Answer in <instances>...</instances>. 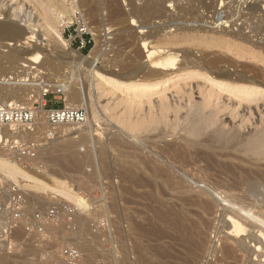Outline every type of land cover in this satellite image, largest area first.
Wrapping results in <instances>:
<instances>
[{
	"label": "rangeland",
	"instance_id": "374dc122",
	"mask_svg": "<svg viewBox=\"0 0 264 264\" xmlns=\"http://www.w3.org/2000/svg\"><path fill=\"white\" fill-rule=\"evenodd\" d=\"M76 1L77 0H58V3H62L63 6L66 7H64L66 9L65 11L63 10V12H60L59 9V11L56 10L57 7L55 8L54 4L45 3L44 0H3V3L2 0H0V8H10L8 10L11 21L16 24L18 23L19 26L25 28L28 26L27 24L33 26L30 28V30L34 29L33 31L37 36L36 40L29 41L22 46H19L20 44H18L15 47L16 49L24 52V54L22 52L20 59L9 60L6 58L1 59L0 57V64H5L4 68H0V70L2 69L1 71L3 73L7 72L9 75L15 76L13 75L15 70H13V68L18 67L19 70H22V72L18 74H21V77L25 79L24 82L27 83L26 85H14L9 83V85L7 84L6 89L9 90V87H11L12 92H14L16 95L27 94V97L30 96L29 98L31 102L29 101V106L25 107L32 108L36 111V108L41 105L42 110L39 118L35 121L36 129L34 132L29 133L28 136L22 139V147L13 148L9 146V148H0V155L5 157L15 166L22 169L28 175L37 178L40 177V179L46 180L51 185H54V182L52 179H49L50 176L53 175L65 178L75 190L76 194H79L84 198L89 195H91V198L92 196L94 198L99 197V189L101 191L100 185L102 183H107V188L105 189L103 196L106 204L101 205L99 202L100 212L107 220V231L104 233V236H92V240L89 244L93 245V248L82 251L83 260L81 264H111L109 262L112 261V259H114V262L117 258L119 260L121 259L120 262L124 260V264H150V252L153 248L152 245L155 244V232L153 231L160 230L165 232L162 230H165V222L160 220L158 218L159 216L155 215L157 210H161L159 208L165 210L169 203H172L173 205L175 204L174 208L177 215H189L194 209L196 210L195 206L187 205L188 203L184 204V201L180 200L182 194H178L177 190H168L164 180V169L157 168L156 172L154 170L153 166L157 163V161H159V159L161 160L160 157L165 158V149L163 148L165 141L170 142L175 140L176 142L181 143L183 142L182 139L184 137L182 134H178L180 136L179 138L164 135L165 131H168V129H165L164 127L165 114L164 116H162L163 114H159L158 111H160V107L158 108V105L156 106V104L157 101H159V97L165 96L164 98L162 97V99L165 100V102H167L171 107H173L172 109H174V106L175 108H179L181 106L178 111L182 112L183 114L179 112L178 113L182 116L185 114V108L182 109V107H184V104H187L186 100L200 102L202 97L207 98L208 81H206V79L200 75L188 76L189 74H182L184 71L175 70L168 77H166L167 80L164 84L153 91L154 93H151L148 96L139 94L137 96H139L141 99L134 97H130V99L125 95L124 92H121L119 89L115 90L116 87L109 84L107 80L111 74L110 72H120L119 74H122L123 72L130 70V68L135 64H144L145 58L137 56L138 51L136 52V50L140 49V43L137 42V39H135L136 33L139 34L147 31L148 29L158 28L156 30L161 32L158 33L159 35L156 37V40L165 43V45H167L171 51L175 52L178 57L181 56V59L183 57L182 54L184 51L190 60L205 58L206 55L209 57L213 55H220L222 57H229L236 61L243 60L245 63H247V65L251 66H249L250 69L254 70L255 72L258 71L264 76V0H255L257 1L256 3H254V0H175L177 4H175L174 0L172 2H165V16H163V19H152L155 22L151 20L152 22L149 23V27L144 28H137L135 27L137 25H132L133 19H131L128 21L129 25L126 26L123 36H121V33L119 32L121 29H117L120 28L119 25L112 22H104L106 19L105 10H102L99 13L98 18V14H90L86 7H81V9L79 6L77 7ZM118 1L122 4L118 3ZM118 1L117 5L120 4L122 7L124 5L126 6V2H123V0L122 2L121 0ZM135 2L136 4L139 3L138 0H134V3ZM248 2L253 5H258V2H261V4L259 3L261 6L258 5L256 8L251 10L246 8L248 5H250ZM183 4L184 6L187 4L185 8L183 7L184 9L181 8ZM178 6H180V9ZM124 7L122 10H127L128 6L125 7L126 9ZM12 10L13 12L16 11L17 13L15 12V14H12ZM177 10H180V13ZM174 17H176V20H174ZM231 17H234L233 20H231ZM100 18L103 20V25L98 27L99 24H96L95 22L100 20ZM225 19L230 22V24L227 23V27L215 28V23H220V21ZM29 20L30 22H28ZM93 20L96 21L94 22ZM170 20L171 22L173 20L175 22L173 21L172 24ZM234 22L237 23L234 24ZM45 23L46 25L48 24L47 27ZM105 23L106 25H104ZM127 24L128 23H126V25ZM239 25H243V28H240ZM257 25L260 27L256 28L255 26ZM252 28H254L255 31L252 30ZM95 30H100V34L102 33L101 36H103L102 39L104 40V43H100V46L97 49L98 51L95 52L94 56H91L89 53H91L94 46L97 45V42L92 35L93 32H96ZM243 32H245V34ZM239 33H241L240 35H242V37H240ZM129 36H132V38L134 37V40ZM121 38L124 40L123 42L122 40H119ZM117 40L118 42H116ZM126 40L129 43H127ZM212 40L219 42L221 47L209 46L208 42ZM136 43H138V45ZM226 44H230V48L226 47ZM34 47L38 48V51L40 52L41 57L39 60H44L46 62L48 61L49 64L47 62L41 67L38 65L39 60L32 62L24 60L28 54H33V52H35L33 51ZM237 48H244V57L240 58L242 53H240ZM69 50L75 51L79 56H81L83 61L81 60V62L78 64L73 62L72 56L68 53ZM0 52H3L1 51V48ZM84 58L86 60H84ZM135 59L141 63H138L135 61ZM178 59V63H181L180 58ZM11 61L14 63H10L11 65L7 64ZM91 63L93 64V67L91 66ZM22 64H25V66ZM7 66H9L10 72L7 71ZM4 69L6 71H4ZM92 70H96L98 73L94 77V72ZM64 83L72 85V90L75 88V90L79 91L85 90V92L89 95V105L91 104L97 113L96 118L93 119V115L91 114L89 119L87 113L85 112L86 120L88 121V124L90 123L89 126L91 125L90 131L92 134L90 137L91 139L88 136L87 137L89 139L85 137V139H88L85 140V142H82V139H84L83 134L89 130L87 129L85 123V126L82 125L80 127H75L74 129H72L74 126H65L63 128L60 127L59 129H55L53 132H49V127L45 122L44 110L48 109V104L56 105L54 108H59L62 106L81 107L74 106L77 103L75 104L72 102L70 98V95H72L71 91L68 92L69 95H67L68 93L65 95V93L62 91L61 85ZM45 84H49L53 86V88L48 92L38 93L40 86ZM3 85L6 87V84ZM44 88H47V86ZM6 89L1 93L4 94ZM200 91L203 92L200 93ZM147 97H149V100H152L153 106L151 109L153 113L156 112V114L154 113V117H159L157 120H153L146 130L138 134L135 132L138 138H135L137 141L134 142V144L137 145L136 147L133 145V147L127 149V147L124 146V142L122 141L121 137L125 135L124 138L128 140L129 138H126V136L132 138L135 134H130L123 131V128L116 122V120L118 117L122 118L124 116V113L128 107L131 111L132 119H139V117H142L140 114H145L147 112L146 109L150 107L148 103H145L147 102ZM38 99L39 101H37ZM140 100L141 102H144L141 105L138 104ZM235 100L236 98L232 100L228 97H222L221 99L222 103H227V106L225 108H221L222 110L219 112V115L223 119L222 121H226V129H228V127L231 128L232 126V128L238 129L240 132L247 133L248 131L251 132L254 131V129L260 128V126L264 124V96H261V98L258 97L256 103L252 102L247 104V106L243 104L238 105L235 103ZM170 111L167 113V118L170 115L168 118L169 121L172 120V118L174 119V115L172 114L174 111ZM227 112L229 113L227 114ZM111 116L114 118L116 117V120L112 119ZM159 118H161V121ZM260 122L263 123L260 125ZM50 133H52V135H50ZM114 136H117L115 137V141H119L115 142L114 146L112 144L111 146H108L109 141H112ZM93 141L97 143V147L100 146L102 149L99 148L97 150V157H95L94 161H84L82 157L85 149H87L89 145L92 146ZM31 144L36 146L34 147V150L36 151V157L22 155V151H26V154L27 151L32 152L31 149L33 146L28 147V149H25L26 147H24V145L27 146ZM50 149L53 150L54 156H57H55L56 164L62 163V165H65V161L62 160L66 159L67 161V158L73 151H77L80 154L83 163L81 161L79 163L81 165L77 164V166L73 168H66V166H64V171L66 172L63 171L60 174L59 171H57V166L52 165L50 159L46 158L47 156L45 152L49 151ZM140 162L143 165H146L142 167L144 169L143 171L138 170V167L141 165ZM28 164L31 165L30 168L27 167ZM158 164L160 165V163ZM39 165L42 166V168H38ZM39 170H42L43 172L41 173ZM157 170L161 172L159 173ZM139 172L142 177L144 176L146 182H148L146 185L144 184L145 186L141 184L138 186V184L135 183L137 182L136 176L139 177L140 175ZM6 179L9 180V182H18V185L22 191L31 201H37L39 196L48 200L54 195V192L51 190L41 191L29 187L28 185L30 183L25 178L18 177L17 181H12L8 178ZM166 191L172 193L174 192L173 195L175 196L172 197V193H170L171 195L168 197V195H166L168 192L166 193ZM176 196L177 198H175ZM58 197L60 200L75 203V201L71 198L65 197L61 194H58ZM176 203L178 205H176ZM45 204H48V202ZM191 210L192 212H190ZM135 224H137L140 228L139 231L145 232V234L141 233V235H139V231L137 232L135 229ZM219 225L220 223H218L216 227L210 229L209 232V238L216 245H220L225 234L231 231L230 229L227 230L226 228L220 227ZM150 229L151 231H149ZM216 229L217 231H215ZM218 229L221 234L218 232ZM128 232L129 237H126L125 235ZM71 234L72 233H68L66 231L63 232V235L67 236L68 238L74 236ZM86 236L89 237L90 235ZM240 237H242V235H240ZM248 240L249 239L247 238L246 241ZM137 243L142 245V260H139V263L136 259V249H134L135 245L137 247ZM160 244L162 246L167 245L166 237H164V239L162 238ZM253 244L254 242L249 244L252 249L251 252L253 251L252 253L249 251L251 253H249V255L252 257L248 255L250 258L248 257L246 260L244 259V261H242V259L238 264H243L242 262H244V264H264V261L260 260L264 259V250L262 248L260 250L256 249L257 247H253ZM79 245L81 247L80 243ZM256 245L259 247V244ZM173 247L177 248L175 242L173 243ZM254 248L256 252L253 250ZM0 252L4 253L5 251ZM5 254L10 256L12 259V261L9 259L10 264H55L57 262L54 256L47 257L44 253H42V251H39L37 247L35 248L31 244L28 246L25 245L24 241H20V244L14 251L9 253L5 252ZM126 258L129 259L127 260ZM56 264L62 263L58 262Z\"/></svg>",
	"mask_w": 264,
	"mask_h": 264
},
{
	"label": "bare ground",
	"instance_id": "6f19581e",
	"mask_svg": "<svg viewBox=\"0 0 264 264\" xmlns=\"http://www.w3.org/2000/svg\"><path fill=\"white\" fill-rule=\"evenodd\" d=\"M44 1L45 3L48 4L49 3L54 4L55 8L57 7L56 10L59 9L60 12L66 10L65 9L66 7L63 6L62 3H58V0H44ZM117 1L118 0H77L76 6L77 7L79 6L80 9L81 7L82 8L86 7L87 10L90 12V14L93 15L98 14V18H99V13L102 10L103 11L105 10L106 19L104 20V22L107 23L112 22L119 25L120 28L117 29H121L119 32L121 33V36H123L126 30V26L129 25L128 21L131 19H133L132 25H137L135 26L137 28L149 27L148 25L150 22L153 21L152 19H156V20L161 18L163 19V16H165L164 3L172 2L173 0H138L139 1L138 4H136L137 1L134 3V0H123V2H126L125 3L126 6L125 5L124 6L125 7L128 6L127 10L124 11L122 10L124 6L123 7L122 5L120 6V4L122 3L118 1V3L120 4L117 5ZM176 1L175 4H177ZM256 2L257 1H255L254 3ZM261 2H258V5L259 3L261 4ZM248 3L250 4V2ZM258 5L250 4L246 8L252 10L253 8H256V6ZM185 6L183 4L181 8L183 7L185 8ZM179 7L180 6H178V8ZM8 9L10 8L9 7L7 9L0 8V48L1 51H3L2 53L0 52V57L1 59L6 58L9 60L20 59L23 51L16 49L15 47L18 44H20L19 46H22L28 43L29 41L36 40L37 36L33 31L34 29L30 30V28H32L33 26L27 24L28 26L26 25L27 27L25 28L19 26L18 23L16 24L13 21H11L9 18ZM177 11L180 13V10ZM15 12H13L12 10V14L13 13L15 14ZM175 18L176 17H174V20H176ZM233 18L231 20H233ZM93 21L95 22L96 20ZM28 22H30V20ZM95 23L96 24L98 23L99 24L98 27H100L101 25H103V20L100 18V20H98ZM126 23L128 24L126 25ZM227 23L230 24V22H228V20L225 19L220 21V23H215L214 26L215 28L227 27ZM236 23L234 22V24ZM104 25H106V23ZM47 26L48 24L46 25V27ZM255 27L259 28L260 26L258 27L257 25ZM240 28H243V25L240 26ZM156 29L158 28L148 29L147 31H144L139 34L136 33L135 39H137V42L140 43V49L136 50V52L138 51L137 56L145 58L144 64L143 63L135 64L133 65V67L130 68V70H127L122 74H119L120 72L119 73L110 72L111 74L107 80L109 84L111 86L116 87L115 90L119 89L121 92H124L128 98L134 97L141 99L137 95L143 94L148 96L151 93H154L153 91L155 89H157L159 86H161L166 82L167 80L166 77H168L175 70H178V71H184L182 74H189L188 76L200 75L204 79H206V81H208L207 84L208 95L206 93L207 98L206 97H202V99L200 98L201 99L200 102H194V101L192 102V100H188V101L186 100L187 104L186 105L184 104V107H182V109L185 108V114L182 116L179 114L182 112L178 111L179 108H181V106L179 107L178 105H176L179 108L177 107L175 108L174 106V109H172L173 107H171L167 102H165V100L162 99V97L164 98L165 96L159 97V101H157V104L155 103L156 106L158 105V108L160 107V111H158L159 114L160 115L163 114L162 116H164L165 114L164 127L165 129H168V131H165L164 135H169L179 138L180 137L179 135L182 134L184 135V137L182 139L183 142L180 141L181 143H178L175 140H172L170 142L165 141L164 143L165 145H163V148L165 149L164 150L165 158L160 157L161 160L159 159V161H157L156 164L153 162L156 166H158L156 167L154 165L153 166L154 170L156 172L157 168L164 169L165 171L164 180L168 190L169 191L177 190L178 194L179 193L182 194L180 200L184 201V204L188 203L187 205L195 206L196 210L192 209L193 212L191 210L190 212L192 213L189 215L188 214L177 215L175 213V208H174L175 204L173 205L172 203H169L166 206L165 210L159 208L161 210L158 211L157 210L158 207H157L156 209L157 213L155 215L159 216L158 218L165 222V230L162 229L165 232H162L160 230L153 231L155 232L154 234L155 244L152 245L153 248L151 249L150 252L151 254L150 264H233V263L238 264L241 262L242 259H243L242 261H244V259L246 260L249 256H251L249 255V253L252 250L251 246L249 245L251 242H254L253 247H257L256 249L260 250L262 248L264 250V124H262L263 122H260V125L262 124L260 128L254 129V131L251 132L248 131L247 133L240 132V130L232 128V126L231 128L228 127V129H226L225 128L226 121L225 120H224L225 122L222 121L223 119L219 115V112L222 110L221 108H225L227 106V103L221 102L222 97L225 98L228 97L229 99L232 100L236 98L235 103H237L238 105L243 104L247 106V104H250L252 102L256 103L258 97L261 98V96L262 97L264 96V76L261 75L258 71L255 72L254 70L250 69L249 68L250 65H247V63H245L243 60L236 61L229 57H222L220 55H213L210 57L206 55L205 58H201L198 60H194V59L190 60L186 56L184 51L182 54L183 57L181 59V56L178 57V55L175 52L171 51V49L167 45H165V43L156 40V37L159 35L158 33L161 32V31L158 32ZM100 30L98 31L95 30L96 32H93L92 34L94 36L95 41L97 42V45L94 46L92 52L89 53L91 56H94L95 52L98 51L97 49L100 46V43H104L103 42L104 40L102 39L103 36H101L102 33L100 34ZM252 30H254V28H252ZM243 33L245 34V32ZM240 34L241 33H239V35ZM129 37L132 38V36ZM240 37H242V35H240ZM119 40H122V42L124 41L122 38ZM116 42H118V40ZM208 43L209 46L221 47V44L215 40H212ZM136 44L138 45V43ZM229 46L230 44H226V47ZM237 50L240 53H242L240 58L245 56L243 54L244 48H237ZM33 51L35 52H33V54H28L24 58V60H28L30 62L38 61L41 57L38 48L34 47ZM68 53L69 55L72 56V60L76 64L80 63L81 60L83 61L81 56H79L75 51L69 50ZM178 58H180L181 63H178L179 60ZM84 60L86 59L84 58ZM135 61L137 60L135 59ZM12 62L13 61L7 64L11 65ZM47 62L44 60L43 61L39 60L38 65L42 67ZM22 65L25 66V64ZM4 66L5 64L3 65L0 64V68H4ZM91 66L93 67L92 63ZM7 67H8L7 71H9V66ZM13 70H14V74L13 73L11 74L15 76H11L7 74V72L3 73L1 71L2 74L0 73V104L13 102L22 105L24 107L29 106L30 96L27 97V94L16 95L14 92H12L11 87H9V90L6 89L7 84L9 85V83L14 85L27 84L24 82L25 79L21 77V74H18L21 73L22 70H19L18 67L16 68L14 67ZM185 70H189V71H185ZM4 71L6 70L4 69ZM93 72H94L93 77L98 74L96 70ZM137 78L141 80H138ZM66 83L61 85L62 86L61 89L65 93V95L71 91L72 95H70V98L72 102H74L75 104L77 103L74 106H81L87 113L88 118L89 116H91V114L93 115L92 116L93 119L96 118L97 113L95 112V108H93L91 104L89 105V101H88L89 95L85 92V90L84 91L75 90L76 89L75 87H74L75 89L73 88L74 90H72V85ZM3 84H6V87H4ZM45 86H47V88H44ZM52 88L53 86L49 84L42 85L40 86V90L38 91V93L48 92ZM5 89L6 91L4 92V94H2L1 92H3ZM201 92L203 91H200V93ZM67 95H69V93ZM148 98L149 97H147L146 99L147 102L145 103H148L150 107L148 106L149 108L146 109L147 112L145 114L142 113H141L142 115L140 114V116L142 117H139V119L131 118V111L129 107L124 113V116L122 118L118 117L116 120V117L115 118L112 117L113 114L111 116V118L116 120V122L123 128L122 129L123 131L128 132L130 134H135L134 137L132 138L126 136V138H129L128 140L124 138L125 135L121 137L122 141L124 142V146L127 147V149L133 147V145L136 147L137 144L135 145L134 142L137 141V139H135L138 138L137 134L146 130V128L150 125V123L155 119L157 120V118L159 117L157 116L158 114L155 115L157 116L156 118L154 117V113L156 114V112L153 113L151 109V107L153 106L152 100H149ZM37 101H39V99ZM142 103L144 102H141L140 100L138 104L141 105ZM170 110L174 111V113L172 112V114L174 115V119L171 116L172 120L169 121L168 118L170 117V115L168 114L169 117L167 118V113ZM41 111H42L41 105H39L35 111L36 120L39 118ZM228 113L229 112H227V114ZM159 120L161 121V118H159ZM89 124L88 121L86 120L85 125L89 130L88 132L83 134L84 139H82L83 140L82 142H85V140H88L92 136L90 131L91 125L89 126ZM74 128L75 127H73L72 129ZM28 135H29L28 132L19 131L17 133H14L8 130L7 128L0 129V140L4 141V138L8 137L9 144L15 143L18 147L23 145L21 141L24 137ZM117 136H114V139L112 141H109L108 146L109 145L111 146V144L114 146L115 142L119 141V140L115 141V137ZM85 137L88 139H85ZM99 148L101 147L100 146L97 147V143L93 141L92 146L89 145V147L85 149L82 159L88 162L94 161L95 157H97V150ZM51 150L52 149L46 151L48 154L45 152L47 156L46 158L50 159L52 165L57 166V171H59L60 174L64 171L65 169L64 166H66V168H73L76 167L77 164H79L82 161L80 154L77 151H73L70 154V156L67 158V161L62 157L63 159L62 161H65V165H62V163L56 164V160H55L56 155L54 156L53 150L52 151ZM158 163H160V165ZM143 166L146 165H143L141 163L139 167L137 166L138 170L143 171L144 170L142 168ZM38 168H42V167H38ZM39 172L42 173L43 171L39 170ZM157 172H159V170H157ZM0 173L4 177L11 179L12 181H17L18 177L25 178L30 183L28 186L36 190H41V191L51 190L52 192H56L65 197L71 198L72 200L75 201L77 207H83L86 205L85 198L79 194L78 196L75 190L71 187V185L65 178L52 175L50 176L49 179H52L54 185H51L46 180L40 179V177L37 178L28 175L22 169L15 166L13 163H11L9 160H7L5 157L1 155H0ZM136 177H137L136 180L137 182L135 183L138 184V186H140L139 184L146 185L148 183L146 182V179H144V176L143 177L141 176V174L139 175V177L138 176ZM167 192L168 191H166V193ZM170 193L172 192H168L166 195H168L169 197V195H171ZM173 193H172V197L175 196L173 195ZM175 198H177V196ZM176 205L178 204L176 203ZM218 223H220L219 225L220 227L226 228L227 230L228 229L231 230L228 233L225 232L226 234L222 238L223 240L220 245L214 244L213 241L209 238L210 229L216 227ZM135 226H136L135 229L138 232L140 228L138 227L137 224H135ZM149 231H151V229ZM215 231H217V229ZM141 233L145 234V232L142 231L141 232L139 231L138 234L141 235ZM240 235H242V237H240ZM125 236L129 237V232ZM164 237H166L167 239L166 246H162L160 244L162 238L164 239ZM247 238L249 239L248 241H246ZM174 242L177 248L173 247ZM256 244H259V247ZM83 247L85 250L91 248L89 244H83ZM134 249H136L137 252L136 259L137 262L139 263V260H142V255H141L142 245L137 243V247L135 245ZM253 250H255V248ZM9 259L12 261L10 256L5 254V252L4 253L0 252V264H10ZM126 259L128 260L129 258ZM113 260L114 259H112V261H110L109 263L124 264L123 263L124 260L121 262H120L121 259L119 260L118 258L115 259L114 262ZM260 260L264 261V259H260ZM242 263L244 264V262ZM19 264H23V263H19Z\"/></svg>",
	"mask_w": 264,
	"mask_h": 264
},
{
	"label": "built area",
	"instance_id": "2783aa9c",
	"mask_svg": "<svg viewBox=\"0 0 264 264\" xmlns=\"http://www.w3.org/2000/svg\"><path fill=\"white\" fill-rule=\"evenodd\" d=\"M35 114L32 108L13 102L2 103L0 129L7 128L14 133L34 132ZM44 119L49 132H53L60 127L84 125L86 113L82 107L62 106L44 110ZM9 146L22 147V145L18 147L15 143L9 144L8 137H5L3 142L0 140V148H9ZM31 146H33L32 152L27 151L26 154V151H22V155L34 157L36 146L24 145L25 149ZM30 166L27 165L28 168ZM3 178L0 173V251L8 253L14 251L20 241H24L25 245L31 244L37 247L47 257L54 256L56 263L81 264L82 251L85 250L83 244H89L94 235L104 236L107 231V220L99 209V202L101 205L106 204L103 196L107 183L100 185L102 192L99 189V197L92 196V199L89 195L85 197L86 205L77 207L75 203L60 200L55 192L48 200L39 196L37 201H31L18 182H9ZM46 202L48 204H45ZM65 231L74 236L69 238L64 236ZM89 245L93 248V245Z\"/></svg>",
	"mask_w": 264,
	"mask_h": 264
},
{
	"label": "crops",
	"instance_id": "0c3cea01",
	"mask_svg": "<svg viewBox=\"0 0 264 264\" xmlns=\"http://www.w3.org/2000/svg\"><path fill=\"white\" fill-rule=\"evenodd\" d=\"M56 105H53V104H48L47 105V108L50 109V108H54Z\"/></svg>",
	"mask_w": 264,
	"mask_h": 264
}]
</instances>
